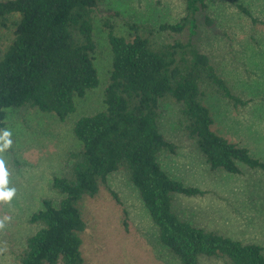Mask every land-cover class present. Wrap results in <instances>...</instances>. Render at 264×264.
I'll list each match as a JSON object with an SVG mask.
<instances>
[{
	"label": "trees",
	"instance_id": "16d2710c",
	"mask_svg": "<svg viewBox=\"0 0 264 264\" xmlns=\"http://www.w3.org/2000/svg\"><path fill=\"white\" fill-rule=\"evenodd\" d=\"M103 1L0 0V29L6 30L0 44V128L9 108L37 109L65 121L76 111L75 99L99 85L94 30L95 11ZM208 1L183 0L185 14L158 28L127 21L129 37L115 33L110 18L119 12H108L104 27L112 57L104 108L76 120L73 133L80 147L67 153L62 174L51 183L62 197L56 204L43 198V207L30 215L29 222L38 229L26 239L21 264H85L82 199L94 197L119 170L138 189L158 226L159 241L181 264H199L200 256L226 258L229 264H264L261 244L244 243L181 218L174 194L204 192L171 177L159 162L162 152H176L159 124L162 103L171 102L179 105L180 130L195 142L211 169L241 174L245 165L264 171L263 160L213 129L215 120L204 102L216 95L233 108L249 103L195 42L200 18L206 28L216 25ZM236 6L251 17L242 4Z\"/></svg>",
	"mask_w": 264,
	"mask_h": 264
},
{
	"label": "rangeland",
	"instance_id": "374dc122",
	"mask_svg": "<svg viewBox=\"0 0 264 264\" xmlns=\"http://www.w3.org/2000/svg\"><path fill=\"white\" fill-rule=\"evenodd\" d=\"M208 2L216 25L206 28L200 18L195 42L233 91L249 100L246 106L233 108L216 95L206 97L204 102L215 120L213 129L264 161V0ZM237 4L246 7L251 17L240 12ZM110 10L119 12L110 18L115 33L129 37L127 21L158 28L164 22L178 21L185 14V4L183 0L101 2L95 11L94 30L99 85L75 99L76 111L65 121L37 109H8L5 125L0 128V160L5 170L0 191L13 190V195L0 199V264H21L26 239L38 229L29 222L30 215L43 207V198L56 204L62 197L51 183L54 176L62 174L67 153L80 147L73 133L76 120L104 108L112 57L104 20ZM5 36L6 30L0 29V44ZM161 107V131L176 145L174 154L161 153L162 168L204 192L197 196L174 194L177 214L225 236L264 247V171L245 165H241V174L211 169L195 142L180 130L179 105L165 102ZM4 131L10 135L5 137ZM81 208L86 223L81 232L85 264H181L159 241L158 226L124 170L109 175L106 186L94 197L84 196ZM199 264L229 262L200 256Z\"/></svg>",
	"mask_w": 264,
	"mask_h": 264
},
{
	"label": "clouds",
	"instance_id": "9594fccd",
	"mask_svg": "<svg viewBox=\"0 0 264 264\" xmlns=\"http://www.w3.org/2000/svg\"><path fill=\"white\" fill-rule=\"evenodd\" d=\"M3 135L5 137L9 136L10 133L8 131H4ZM11 141L8 140L7 144H10ZM5 179V170H4V164L3 161L0 160V183H3ZM13 195V190L8 191H0V199H10Z\"/></svg>",
	"mask_w": 264,
	"mask_h": 264
}]
</instances>
